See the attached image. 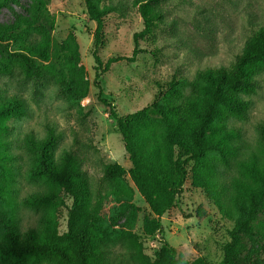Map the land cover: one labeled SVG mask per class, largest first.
<instances>
[{"label":"rangeland","instance_id":"obj_1","mask_svg":"<svg viewBox=\"0 0 264 264\" xmlns=\"http://www.w3.org/2000/svg\"><path fill=\"white\" fill-rule=\"evenodd\" d=\"M139 1L101 0L109 13L98 57L104 63L109 58H131L134 49L137 55L133 61L112 64L95 79V23L83 0H45L46 19L38 15L35 0H0V88L7 96L20 97L25 106V114L10 117L6 131L0 132V222L14 224L21 234L39 228L42 214L51 211L48 205L32 206L24 201L47 189L42 179L30 175L33 155L27 147L28 137L41 139L51 126L58 135L53 156L64 151L74 154L97 197L106 188L103 166L130 167L116 123L102 100L124 116L161 97L158 84L181 80L185 82L180 85L183 96H190L199 73L228 67L245 39L264 24V0H164L154 8L158 14L155 29L135 46L134 34L143 29ZM39 46L37 55L24 51ZM17 53L30 57L37 71L26 74L13 56ZM240 95L249 101L248 108L224 120L227 129L238 133L242 148L238 157L230 158L228 167L219 165L226 182L238 175L237 160L261 147L264 68L257 71L254 92ZM126 183L133 195L125 210H117L120 203L111 197L102 201L101 215L109 226L123 228L133 217V232L151 259L163 239L177 251L181 264L198 257L219 264L233 220L224 217L204 190L192 184L190 174L177 205L161 217L162 232L151 235L144 232V226L153 215L128 177ZM59 198L54 214L57 231L63 234L71 199L63 193ZM261 215L264 218V212ZM252 244L256 247V242Z\"/></svg>","mask_w":264,"mask_h":264},{"label":"trees","instance_id":"obj_2","mask_svg":"<svg viewBox=\"0 0 264 264\" xmlns=\"http://www.w3.org/2000/svg\"><path fill=\"white\" fill-rule=\"evenodd\" d=\"M35 1L38 15L46 19L45 0ZM163 1L136 3L143 29L134 34L135 46L155 29L158 14L154 8ZM83 2L90 20L95 23L92 57L96 65L95 79H98L112 64L133 61L137 50L134 49L131 58H109L103 63L97 51L109 8L102 6L101 0ZM24 51L37 55L41 47H28ZM13 56L26 74L37 71L36 64L27 55ZM263 68L264 24L245 39L241 52L228 67L199 73L190 96H183L180 85L185 82L181 80L158 84L161 97L124 116H118L114 108L102 100L116 123L130 167L103 166L102 180L106 188L97 197L92 195L74 154L64 151L58 157L53 156L51 149L58 135L51 126H47L41 139L28 137L27 147L33 155L30 175L42 179L47 189L24 201L32 206L48 205L51 211L42 214L39 228L22 234L14 224L0 222V264H181L177 251L163 239L151 259L144 253L139 236L133 232V217L125 227L116 229L107 224L101 210L103 199L108 197L120 203L117 210L127 208L133 195L126 183L128 177L153 215L146 222L144 232L161 233V217L177 205L189 174L192 184L204 190L224 217L233 220L219 264H264V218L261 215L264 212V124L259 131L261 147L237 160V176L226 182L219 167H228L230 158L238 157L242 150L237 143L238 133L227 129L224 120L248 108L249 101L240 94L254 92L255 76ZM61 84L69 87L66 80H61ZM95 85L99 89L97 82ZM24 114L22 99L7 96L0 88V132L6 131L10 117ZM60 193L71 199L67 231L63 234L57 231L54 214ZM117 247L122 250H115ZM188 264L208 263L198 257Z\"/></svg>","mask_w":264,"mask_h":264}]
</instances>
